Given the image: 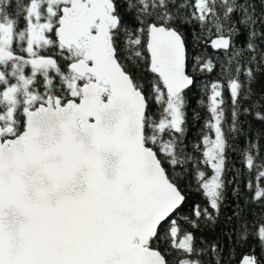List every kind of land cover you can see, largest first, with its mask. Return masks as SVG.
<instances>
[{"label": "snow or ice", "instance_id": "obj_1", "mask_svg": "<svg viewBox=\"0 0 264 264\" xmlns=\"http://www.w3.org/2000/svg\"><path fill=\"white\" fill-rule=\"evenodd\" d=\"M0 264H264V0H0Z\"/></svg>", "mask_w": 264, "mask_h": 264}]
</instances>
